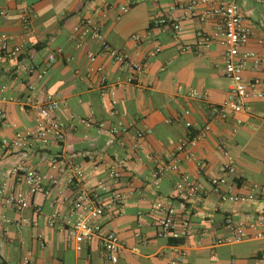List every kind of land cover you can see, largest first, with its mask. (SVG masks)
Segmentation results:
<instances>
[{
    "label": "crops",
    "instance_id": "crops-1",
    "mask_svg": "<svg viewBox=\"0 0 264 264\" xmlns=\"http://www.w3.org/2000/svg\"><path fill=\"white\" fill-rule=\"evenodd\" d=\"M236 1L252 28L241 51H254L264 58V3ZM129 2L0 0V10L7 12V16L0 14V32L21 35L24 10L32 15L22 52L0 57V100L5 111V117L0 113V138L11 139L16 131L34 129L32 102L42 101L49 93L61 100L57 115L67 125L64 141L35 144L27 155L48 179H58L61 192L55 188L49 195H29V206L21 210L6 203L4 196L15 183L10 171L23 157L0 142V264H169L181 255L178 264H264V97L251 98V111L230 110L222 116L215 107L231 86L224 72L225 47L218 40L206 45L198 35L217 31V21L185 16L179 0H140L122 12L120 7ZM97 8L104 12L95 13ZM165 16L171 24L158 22ZM87 17L100 20L105 40L130 59L147 61L145 69L134 72L126 63L115 61L101 40L90 35L77 46L74 26ZM172 22H180L182 29L175 30ZM156 45L162 48L152 54ZM52 52L56 59L48 66ZM32 64L47 69L42 79L29 71ZM98 64L107 75L106 94L101 92V74L88 71L89 65ZM243 74L247 80L260 78L264 88V61L256 68L249 60ZM192 91L200 96H192ZM81 117L108 126L123 121L132 129L126 135H111L96 123H82ZM206 125L205 136L193 148L197 158L179 155L181 171L202 189L188 199L176 191L178 172H166L158 179L153 172L160 160L172 156L183 140ZM136 129L144 132L141 139L135 136ZM224 149L236 161V173L229 179L233 191L253 194V198L221 200L211 190L210 177L221 170ZM72 163L84 168L85 186L107 179L112 165L121 171L113 186L122 194V211L103 219L105 228L115 230L124 244L116 263L107 258L99 239L78 250L61 222L53 226L48 222L55 211L71 212L80 187L75 178L70 179ZM159 200L190 217L188 237L158 235L159 213L150 209ZM235 223L245 225L246 238L214 243L216 238L231 236Z\"/></svg>",
    "mask_w": 264,
    "mask_h": 264
},
{
    "label": "built area",
    "instance_id": "built-area-1",
    "mask_svg": "<svg viewBox=\"0 0 264 264\" xmlns=\"http://www.w3.org/2000/svg\"><path fill=\"white\" fill-rule=\"evenodd\" d=\"M140 0H130L129 4L120 7L122 12L130 9L131 4ZM182 2L185 16H198L201 20L207 21L215 19L218 23V29L212 34L199 31L198 35L201 41L206 45L214 40H218L225 47L224 55V72L231 79V86L228 95L223 99L222 103L215 107L222 116H226L228 111H251L252 105L250 100L252 97H264L263 82L256 77L247 80L244 77L243 70L249 60H252L257 68L264 61V58L254 51H241L242 47L248 43L252 35V28L246 21L245 15L236 0H179ZM264 3V0H262ZM109 8V7H108ZM103 9L97 8L95 13L100 14ZM0 14L7 16L5 10H0ZM32 15L29 10H24L22 14L23 32L19 36L10 35L6 32H0V57L19 55L26 43L27 37L31 33ZM162 24H171L170 17H162L158 20ZM175 30L182 29L180 22H172ZM90 35L101 40L103 49L118 62L126 63L134 72H142L145 69L147 61H134L130 59L128 53L114 47L105 40L103 32V24L96 18L87 17L76 24L73 29V36L77 38V46L84 44L86 36ZM132 38L137 39V35ZM264 43V39H262ZM188 46H185L187 48ZM161 45H156L152 54L161 50ZM56 59V53L49 55L47 65H51ZM95 57L91 56V60ZM30 72H36L39 79H42L47 72L46 68L38 69L32 64L29 67ZM89 72H99L101 74V92L106 94L107 75L104 66L98 64L96 66L89 65ZM131 80V78H130ZM34 88V85H30ZM181 88V86H180ZM113 93V91H112ZM192 96H200L196 92H191ZM3 100H0V113L5 117V111L2 108ZM113 104L115 103L112 101ZM35 111V127L30 130L16 131L13 138H0V142L6 147H11L21 153L23 159L19 164L10 171L11 176L15 177V183L11 187L10 193L4 196L6 203L21 210L30 204L29 195L43 192L47 195L52 193L53 189L61 192L58 185V179H48L36 165L27 159V155L34 149L35 144L47 146L52 142H62L67 134V125L57 115V111L61 107V100L53 94H48L42 101L32 102ZM116 110L112 109L111 113ZM81 122L86 125L96 123L111 135H126L131 132V125L123 121L117 122L116 125L108 126L103 121H94L92 118L81 117ZM189 124V123H188ZM209 126L183 140L177 151L168 156L167 159L160 160L154 169V176L161 178L166 172L176 171L179 178L176 181V191L185 198H194L201 194V185L195 179L181 171L180 154L184 153L186 159H196L193 148L205 136ZM135 136L141 139L144 136L142 130L136 129ZM138 145V143L136 144ZM225 162L219 173L210 177L211 190L219 193L221 200L243 201L254 197L253 194H238L232 189L229 179L236 173V161L229 150L224 149ZM56 161V160H55ZM198 163L204 166V162L199 160ZM72 174L70 179H76L80 187L71 203V212L69 214H61L55 211L49 217V224L55 225L61 222L65 229L67 239L74 243L78 250H81L86 243L94 238L99 239L100 244L107 258L116 263L124 249L118 233L112 229H106L104 226V218L116 216L122 211V194L113 186L119 177L121 171L118 165H112L107 170V179H99L94 186H85L84 179L86 172L84 168L77 163L71 164ZM49 180V182H48ZM110 181V182H109ZM264 190V185L261 186ZM40 207H38V210ZM151 212L159 213L156 220L159 236H173L177 238H186L191 234L192 224L190 217L179 212L174 206L163 200L156 201ZM233 234L229 237H219L214 239V243H225L238 241L248 236L245 225L235 223L232 226ZM183 255L176 259L170 260L169 264H178L183 260ZM264 259V254H263ZM29 263V259H26Z\"/></svg>",
    "mask_w": 264,
    "mask_h": 264
}]
</instances>
